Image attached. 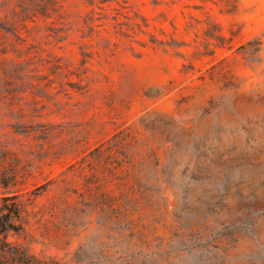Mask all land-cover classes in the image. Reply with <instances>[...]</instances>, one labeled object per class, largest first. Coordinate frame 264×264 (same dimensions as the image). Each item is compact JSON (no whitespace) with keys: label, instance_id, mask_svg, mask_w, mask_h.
I'll use <instances>...</instances> for the list:
<instances>
[{"label":"rangeland","instance_id":"obj_1","mask_svg":"<svg viewBox=\"0 0 264 264\" xmlns=\"http://www.w3.org/2000/svg\"><path fill=\"white\" fill-rule=\"evenodd\" d=\"M58 5L0 55V141L52 180L30 253L264 264V0Z\"/></svg>","mask_w":264,"mask_h":264},{"label":"trees","instance_id":"obj_2","mask_svg":"<svg viewBox=\"0 0 264 264\" xmlns=\"http://www.w3.org/2000/svg\"><path fill=\"white\" fill-rule=\"evenodd\" d=\"M59 11L58 0H0V55L6 51L5 37L21 38V31L27 29L29 22L38 17L58 19ZM12 67L11 62H0V85L3 82L10 85L7 78L14 73ZM28 167L29 164L23 163L15 151L0 141V264H43L30 253L34 240L30 217H35L36 212L29 211L28 206L34 201L31 195L33 199L40 196L52 180L29 190Z\"/></svg>","mask_w":264,"mask_h":264}]
</instances>
